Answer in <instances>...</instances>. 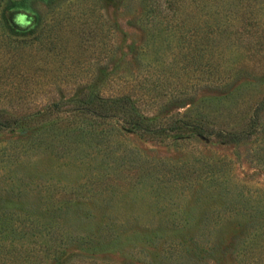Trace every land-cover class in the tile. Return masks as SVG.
Here are the masks:
<instances>
[{
	"label": "rangeland",
	"instance_id": "1",
	"mask_svg": "<svg viewBox=\"0 0 264 264\" xmlns=\"http://www.w3.org/2000/svg\"><path fill=\"white\" fill-rule=\"evenodd\" d=\"M151 2L0 0L28 43L0 53V91L28 90L0 110L66 100L0 128V264H264V0H175L148 19ZM217 14L230 23L202 41ZM91 93L208 135L75 114Z\"/></svg>",
	"mask_w": 264,
	"mask_h": 264
},
{
	"label": "trees",
	"instance_id": "2",
	"mask_svg": "<svg viewBox=\"0 0 264 264\" xmlns=\"http://www.w3.org/2000/svg\"><path fill=\"white\" fill-rule=\"evenodd\" d=\"M207 1L211 3H218L219 6L224 3V7H227L225 4V0ZM115 2L116 0H109V8L111 6H114ZM150 4L151 8L147 11V14L149 16L148 19H156L158 13L161 12L162 9L171 12L174 9L173 6L176 4V2L175 0H152ZM244 6L245 8H247L248 6L251 7L248 2L245 3ZM224 18L226 19H220L219 14L215 15L213 22L208 23L209 31L207 32V34L204 31L202 41H206L207 38L209 39V37L214 35L215 32L219 33L220 30L225 31L226 28L223 29L224 25L225 27H227L230 23V19L227 14L226 16H224ZM250 20V25H253V19L251 18ZM167 21L170 22L171 19ZM223 21L225 24H223ZM0 24L3 28H5L7 34L10 32L8 34L10 35V39L8 38L7 43H0V53L4 52V54L8 53L16 56L19 55L21 52H24L26 50L25 48L28 46V43L24 40L20 41L14 38L17 37L18 34L11 24V19L10 16L7 14V11L2 13ZM113 27L114 25L109 21V31H111ZM197 32L198 34H201L198 29ZM15 69H18L17 65H13L10 68V72H13ZM8 75L10 77V73ZM17 77L18 76L16 75L15 78ZM2 83H7V81H3ZM0 92V98H2V95L6 97L12 96L14 93H16V95H19L18 99L20 101L26 99L25 96L28 94V90H1ZM65 101L66 100L62 99L59 102H53L43 110H39L32 114H20L18 110H12V113L7 112L6 109L0 110V117L4 118L5 120L3 122L4 124H0V128H18L21 125L27 124L36 118H44L48 115L59 114L60 112H62V105L66 104ZM72 101L75 103V106L73 108V112L75 114L90 115L100 120L114 118L117 115H120V113H124V115L127 114V116H124L127 120V124H129L130 128L133 131L141 134L143 137L153 138L164 133L168 135H173L178 134L181 131H187L191 135L199 137H204L208 135L207 131L201 124H193L190 122L178 121L174 122V124H171V126L155 128L153 127L151 120L147 116L143 115L142 113H139L137 108L134 106V102L128 96H122L119 98H105L96 93H91L89 95L83 96L79 94L75 95Z\"/></svg>",
	"mask_w": 264,
	"mask_h": 264
}]
</instances>
